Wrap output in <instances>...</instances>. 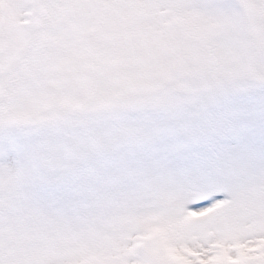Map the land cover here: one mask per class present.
Here are the masks:
<instances>
[{
	"label": "snow or ice",
	"instance_id": "snow-or-ice-1",
	"mask_svg": "<svg viewBox=\"0 0 264 264\" xmlns=\"http://www.w3.org/2000/svg\"><path fill=\"white\" fill-rule=\"evenodd\" d=\"M0 264H264V0H0Z\"/></svg>",
	"mask_w": 264,
	"mask_h": 264
}]
</instances>
